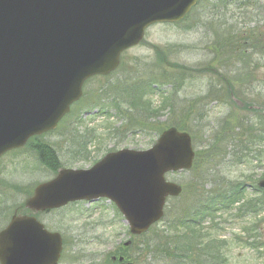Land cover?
<instances>
[{
    "label": "rangeland",
    "instance_id": "obj_1",
    "mask_svg": "<svg viewBox=\"0 0 264 264\" xmlns=\"http://www.w3.org/2000/svg\"><path fill=\"white\" fill-rule=\"evenodd\" d=\"M244 3L202 0L181 22H154L139 44L122 52L112 74L85 82L82 98L54 131L31 137L28 145L4 154L0 159V229L17 206L24 205L35 184L55 174V166L40 160L38 152L42 150L53 156L59 167L77 169L91 167L110 150L150 148L161 129L175 124L195 135L196 150H205L204 145L215 139V133L220 137L227 134L228 146L227 141L217 146L226 150V159L237 140L247 139L248 131L253 129L264 138V117L255 116L253 111L262 108L264 112V37L256 51L250 49L241 55L214 50L217 34L264 26V0L258 2L257 22L240 12L239 5ZM233 99L250 102L254 109L239 111ZM250 149L251 158L238 166L217 165V157L205 168L221 170L234 179L259 180L264 174V156L255 150L264 149V139ZM205 168L194 176L186 171L169 175L183 185V194L169 200L164 218L143 237L131 235L124 216L108 199L75 202L42 213L38 217L47 228L63 235L59 264H115L111 256L131 239L133 246L126 252L133 256L134 264H176L170 251L166 256L160 250L167 223L177 221L191 205L204 206L201 194L212 190V183L192 189L188 186L208 178ZM215 213L218 235L228 245L224 247L229 256L226 264H264V210L238 219ZM207 226L210 220L204 222L203 227ZM254 237L260 238L258 248L250 245ZM148 241L160 246L144 247L141 253Z\"/></svg>",
    "mask_w": 264,
    "mask_h": 264
},
{
    "label": "water",
    "instance_id": "obj_2",
    "mask_svg": "<svg viewBox=\"0 0 264 264\" xmlns=\"http://www.w3.org/2000/svg\"><path fill=\"white\" fill-rule=\"evenodd\" d=\"M197 0H0V157L34 134L54 130L91 76L115 70L125 49L154 22L181 20ZM189 133L165 130L147 150L110 152L89 169L62 168L35 186L25 207L48 212L71 201L113 200L133 234L160 220L188 170ZM264 188V179L259 182ZM59 232L34 215L14 214L0 231V264H57Z\"/></svg>",
    "mask_w": 264,
    "mask_h": 264
},
{
    "label": "trees",
    "instance_id": "obj_3",
    "mask_svg": "<svg viewBox=\"0 0 264 264\" xmlns=\"http://www.w3.org/2000/svg\"><path fill=\"white\" fill-rule=\"evenodd\" d=\"M240 1L245 2L242 4L243 6L239 5L241 3L238 4L241 9L240 12L246 14L248 17H252L251 22H257L256 10L259 0ZM247 16H244V18ZM263 28L264 26L262 25H253V27L245 28V30H237L234 28L233 31L228 30L224 34H217L214 50L220 51L221 53L228 50L236 55H241L242 52L250 49L256 51L261 40L263 41ZM258 117L261 118V116ZM175 126L178 127L180 125L175 124ZM181 128L186 129L187 127L183 126ZM248 133L247 135L246 133L243 134L247 136L246 140H237L236 145H234L236 148L231 152V157L230 155L228 156V159H226V150L224 148L218 150L219 148L217 147L226 141L228 146L229 142L225 139L227 134L220 137V134L215 133V139H212L211 142L204 145L206 147L205 150L197 149L194 166L189 171L190 175L194 176L200 168L202 169L210 165V163L212 164L213 161L217 160V157H220V160L218 159L216 163L217 165L220 163L222 167H225V165L238 166L249 160L251 158L250 153L252 152L250 147L255 146L257 142H261L264 138L263 135L258 137L253 129L248 131ZM193 138L195 141V135ZM46 152V150L38 152L40 154V160L47 163L50 167L51 165L55 166L56 169L54 168V170L57 171L59 163H57L53 156L46 154ZM255 152H259L260 157L264 156V149H257ZM214 170L206 167L204 172L205 177H208L207 179L205 178L204 181L200 180L197 184L189 182L188 188L190 189L199 186L205 187L207 182L212 183V190L204 191V195L203 193L201 194L204 198L200 202H204V206L193 207L191 205L186 208L187 210L182 213L177 221L167 223L165 243L160 247V250L166 253L170 251L172 253L171 257L175 258L176 264H226L229 256L226 250H224V247L228 245L225 243L227 241L221 239L218 235V224L215 212L220 211L222 214L230 215L233 219H238V217L241 218L244 215H249V213L255 214L264 210V189H260L256 185L258 179L254 180L251 177H249V180L242 177H236L234 179L230 176H225L221 170L219 172H214ZM261 178H264V174ZM236 204L238 207L235 206ZM207 220H210V226L203 227L204 222ZM226 220L228 219L226 218ZM180 228H184L185 230L180 231ZM254 228L255 226L253 225L251 231ZM249 239L247 240L249 241ZM259 239V237H254L253 244L247 243V241L245 245L250 244L253 248H258L259 244L256 241ZM155 246L160 245H153L148 241L147 245L144 243L143 248L141 247V253L145 251L144 247L151 249ZM166 256H169V254Z\"/></svg>",
    "mask_w": 264,
    "mask_h": 264
},
{
    "label": "flooded vegetation",
    "instance_id": "obj_4",
    "mask_svg": "<svg viewBox=\"0 0 264 264\" xmlns=\"http://www.w3.org/2000/svg\"><path fill=\"white\" fill-rule=\"evenodd\" d=\"M112 260L115 262L117 260L116 255L112 256ZM120 264H124V261L120 262Z\"/></svg>",
    "mask_w": 264,
    "mask_h": 264
}]
</instances>
